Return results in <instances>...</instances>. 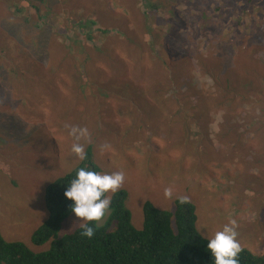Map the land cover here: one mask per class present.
<instances>
[{
	"label": "rangeland",
	"instance_id": "374dc122",
	"mask_svg": "<svg viewBox=\"0 0 264 264\" xmlns=\"http://www.w3.org/2000/svg\"><path fill=\"white\" fill-rule=\"evenodd\" d=\"M258 2L260 9L248 0H0L2 237L33 252L48 248L49 241H30L47 216L45 186L79 162L71 152L79 143L84 150L92 144L99 173H123L118 189L125 191L135 228L142 226V202L173 209L182 196L195 206L199 233L211 237L234 219L240 246L264 252V70L230 72L240 79V95L217 105V112L206 75L209 63L228 58L234 44L242 59L264 62V0ZM155 34L163 39L162 53L151 48ZM152 51L167 65L163 76L158 65H148L156 58ZM167 76L186 85L180 92L202 91L194 100L213 109L191 125L197 140L187 148L176 121L180 114L190 119L187 110L163 109L150 99ZM171 93L164 94L173 102ZM191 104L194 112L200 108ZM73 126L87 135L77 141L69 135ZM241 181L250 182L243 192ZM77 226L72 213L58 235Z\"/></svg>",
	"mask_w": 264,
	"mask_h": 264
},
{
	"label": "trees",
	"instance_id": "16d2710c",
	"mask_svg": "<svg viewBox=\"0 0 264 264\" xmlns=\"http://www.w3.org/2000/svg\"><path fill=\"white\" fill-rule=\"evenodd\" d=\"M248 5L251 9H260L261 7L258 0H248ZM238 23L239 20H236L235 24L238 25ZM251 27L248 32L250 35H254V30L250 31ZM171 29L172 25L169 31ZM101 34L107 37L110 32L103 29ZM149 40L152 43V47L150 46L152 49L163 52L165 47L161 43L162 38L157 39V34H155ZM261 40L258 39L255 43H261ZM251 44H247L245 48ZM157 46L160 47L157 48ZM233 49H235V44ZM233 49L230 50L231 54L228 58H219L218 60L214 58V62L209 63L211 72L206 75L212 80V93L216 102L214 112H217L215 109L217 105L240 95V79L238 75L234 78L229 77L230 72L250 76L252 67L264 70V62L260 58L246 55L250 60L242 59L236 54L241 53L239 52L240 47H236L234 51ZM97 51L99 52V48ZM155 55L156 58L149 61L148 65L151 66V69L158 65L163 72L158 76H163L167 65L159 62L158 57L160 58V56L157 53ZM244 62L248 63L243 65ZM224 68L226 71L222 70ZM167 77L169 78L168 83L163 86L161 82H158V88L152 97L154 99H150L157 105L161 104L159 107L163 109L172 110L171 106L176 109V106L179 105L181 112H184V109L187 110L190 119L183 118L181 114L177 115L176 119L177 122L182 121L181 128L185 130L182 141L187 148L197 140L193 136V132L189 131L191 125L208 117V112L213 109L206 108L210 105L206 101L202 103L200 99L194 100V98L201 97L202 91H195L190 87L180 92L184 85L179 83L180 78ZM98 86L100 89L104 87L103 84H98ZM184 86L186 87V85ZM167 88L172 90L169 96L173 97V102L164 94ZM159 89H163L162 93ZM260 93L262 94L261 91H256L258 96ZM191 101L195 106L200 107L195 112ZM172 103L177 105H172ZM228 115L229 113L224 116L223 121L228 118ZM91 147L92 144L86 146L83 160H79L65 174L52 179L45 186L44 201L47 216L32 232L30 241L34 246H40L49 241L48 248L40 252H33L21 241H7L0 234V264H213L206 251L207 239L210 237L198 232L195 226V206L188 198L186 203H181L179 198L182 196L175 197L173 209H159L149 200L142 202V226L135 228L131 223L129 211L124 207L125 191L118 189L110 196L109 214L105 221L99 223L98 227L93 224L94 231L91 238L81 235L80 226L59 236L58 232L62 222L72 214L70 211L72 202L63 196V192L70 181L75 178L78 169L85 168L98 172ZM239 167H242L240 163ZM261 168L264 171V167ZM242 172L243 169H240L237 173L242 174ZM249 172L252 173L251 169ZM249 184L250 182L241 181V191L247 190ZM237 260L238 264H264V252L255 253L247 245H244L241 246Z\"/></svg>",
	"mask_w": 264,
	"mask_h": 264
},
{
	"label": "clouds",
	"instance_id": "9594fccd",
	"mask_svg": "<svg viewBox=\"0 0 264 264\" xmlns=\"http://www.w3.org/2000/svg\"><path fill=\"white\" fill-rule=\"evenodd\" d=\"M69 135L75 137L78 141L82 136L87 135V130L73 126L69 130ZM107 148L108 145H101L100 154L103 155ZM71 152L79 160L85 158L82 144L73 143ZM123 181L124 175L122 172L102 174L85 168L76 171L75 178L70 181L63 192V196L72 202L70 211L76 218H79L82 236L87 238L93 236V224L98 227V222L101 221L109 209L111 201L110 196L106 193H115ZM164 195L166 197L170 196V190L165 189ZM179 199L181 203L187 202L186 197ZM236 227V221L234 219L230 220L221 230L216 231L207 239L206 251L209 253L213 264H238L237 256L241 251V246L236 239Z\"/></svg>",
	"mask_w": 264,
	"mask_h": 264
}]
</instances>
